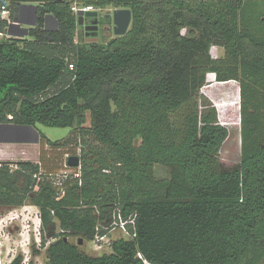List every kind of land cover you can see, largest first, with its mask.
<instances>
[{"label":"trees","instance_id":"obj_1","mask_svg":"<svg viewBox=\"0 0 264 264\" xmlns=\"http://www.w3.org/2000/svg\"><path fill=\"white\" fill-rule=\"evenodd\" d=\"M0 1L15 21L21 7L37 9L35 27L12 29L22 39L0 41V124L68 128L82 139L81 166L58 182L43 157L0 162V208H39L44 264H264V0ZM75 4L131 9V27L80 46ZM211 74L240 85L234 168L220 162L229 128L216 107H200ZM72 141L48 140L60 150ZM157 165L170 177L157 179ZM118 214L135 224L112 252L90 256L71 241L108 234Z\"/></svg>","mask_w":264,"mask_h":264},{"label":"rangeland","instance_id":"obj_2","mask_svg":"<svg viewBox=\"0 0 264 264\" xmlns=\"http://www.w3.org/2000/svg\"><path fill=\"white\" fill-rule=\"evenodd\" d=\"M115 8L110 7L99 12L102 24L98 30V35L92 37L86 32L84 26L79 27L76 42L80 46L84 45H102L107 44L111 39L115 38L113 12ZM22 39V36L17 37ZM211 53L214 58H223L224 50L217 46H212ZM207 86L202 89L203 98L200 101V107L206 111L209 107H216L219 112L220 121L230 130V137L224 143L220 151V162L226 168H234L240 163L241 159V95L240 85L237 81L218 82L213 74L210 75ZM173 120H176L173 118ZM37 135L33 134L22 138V136L3 135L0 140V162H21L30 161L40 163L43 157V173L56 182L64 177L65 172L72 173L73 170L68 169L67 156H79L81 153L82 139L79 134L68 128H54L43 125H37ZM73 141L63 145L60 149H55L53 145H49L48 140L65 141L69 138ZM38 139V143L36 142ZM92 147L97 146L91 138H86ZM29 140V141H26ZM4 159H1V158ZM71 157V156H70ZM12 169L17 166L12 165ZM157 179H167L170 177L168 168L157 165ZM61 176V177H60ZM1 214L4 216L0 225V246L2 254L0 256V264H10L18 255H24L25 264L34 259L36 264H44L47 260L46 249L41 247V219L40 210L35 206L26 205L22 207H1ZM115 222V223H114ZM119 222L113 216V222L109 227L108 241L128 238V233L119 227ZM57 227L59 223L57 222ZM59 229V228H58ZM49 242L54 241L50 233L46 235ZM80 237H72L71 241L78 244L81 250L90 256H101L112 252L110 243H107L97 250L94 241H86L80 244ZM33 249L40 252L37 257L33 256Z\"/></svg>","mask_w":264,"mask_h":264},{"label":"water","instance_id":"obj_3","mask_svg":"<svg viewBox=\"0 0 264 264\" xmlns=\"http://www.w3.org/2000/svg\"><path fill=\"white\" fill-rule=\"evenodd\" d=\"M25 7H33L35 11V15L37 16V9L35 5H25L21 7L20 10V16L22 15L23 9ZM48 20V18H47ZM133 20V12L131 9L127 8H118L115 9L113 12V21H114V33L115 36H125L132 24ZM57 24H59L57 22ZM37 25V19L36 21L32 24V27H35ZM47 25V22H46ZM79 26H84L86 29V32L91 35L92 37L98 35V30L100 28V18H99V11H89V12H83L81 11L79 13ZM47 28V27H46ZM12 35H15L12 32ZM2 127H18L20 129H32L36 132L38 135L39 132L36 130L35 127L33 126H21V125H10V124H0ZM37 143L39 142L38 139L36 141ZM68 165L73 168H79L81 166V159L79 156H71L68 158ZM80 244H83V240H80Z\"/></svg>","mask_w":264,"mask_h":264},{"label":"built area","instance_id":"obj_4","mask_svg":"<svg viewBox=\"0 0 264 264\" xmlns=\"http://www.w3.org/2000/svg\"><path fill=\"white\" fill-rule=\"evenodd\" d=\"M95 10L96 9H95L94 6H87V5L86 6H84V5L83 6H80V5H77V4H75V5L72 6V11L74 12L77 20H79V13L81 11H83L85 13V12L95 11ZM0 19L7 21V23H8L7 29H9V30H7L5 32H1L0 31V41L3 40V39H8L10 37H14V35H12V29L14 27L22 28V26H23V23H22L21 20L15 21V20H12L11 19L10 10H8V8L6 6L1 5V1H0ZM70 69L71 70L74 69V65L73 64L70 65ZM69 174H70V172L67 171V172L64 173V176L67 177ZM76 175L77 176H80V172L77 173ZM114 216H115L116 220H118V222H119V225H120L119 227H121L123 230H125L128 233V235H129L128 225L129 224L134 225L135 224L134 220L132 218H130L128 220H125L119 214H118V216L117 215H114ZM3 218H4V216H2L1 210H0V225L3 222ZM108 237H109L108 234H105V235L98 234L96 236L95 242H96V245H97V248H98L97 250H101V248H103V246L105 244H107V243H110V246H111V242L108 241ZM0 246H2V243L1 242H0ZM1 254H2V251H1V248H0V256H1ZM140 257L142 258L141 255H140ZM145 263L146 264H150L148 261H145Z\"/></svg>","mask_w":264,"mask_h":264},{"label":"crops","instance_id":"obj_5","mask_svg":"<svg viewBox=\"0 0 264 264\" xmlns=\"http://www.w3.org/2000/svg\"><path fill=\"white\" fill-rule=\"evenodd\" d=\"M36 19H37V17L35 15L34 8L33 7H25L23 9L22 15L20 16V20L23 23L22 29L32 28V24L36 21ZM57 28H58L57 21L53 17H50L47 20V29L48 30H56ZM22 29L17 30L19 32L16 31L13 33H15V34L18 33L19 35L24 36L26 32H23ZM78 33H79V27H78L76 36H78ZM33 132L34 131L30 130L29 132L25 133V135H23L22 138L33 134ZM26 141H29V140H26ZM1 159H4V158L2 157Z\"/></svg>","mask_w":264,"mask_h":264},{"label":"flooded vegetation","instance_id":"obj_6","mask_svg":"<svg viewBox=\"0 0 264 264\" xmlns=\"http://www.w3.org/2000/svg\"><path fill=\"white\" fill-rule=\"evenodd\" d=\"M102 24V21H100V25ZM15 125V124H10ZM34 131L32 129H20L18 127H2L0 126V140L3 138V135H15V136H23L25 133L29 131ZM35 132V131H34ZM36 133V132H35Z\"/></svg>","mask_w":264,"mask_h":264}]
</instances>
